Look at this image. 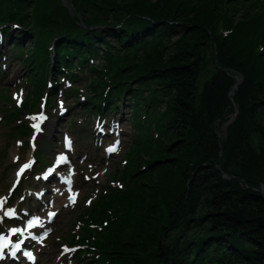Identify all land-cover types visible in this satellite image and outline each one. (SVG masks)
I'll list each match as a JSON object with an SVG mask.
<instances>
[{
    "label": "trees",
    "instance_id": "obj_1",
    "mask_svg": "<svg viewBox=\"0 0 264 264\" xmlns=\"http://www.w3.org/2000/svg\"><path fill=\"white\" fill-rule=\"evenodd\" d=\"M22 1L24 26L31 3ZM146 1L116 0L105 10L106 6L86 7L74 0L75 10L86 13L92 26L112 29L110 34L124 46L148 41L141 65L126 77L136 75L140 85L157 83L154 91L160 102L168 95L164 137L157 150L149 152L162 158L149 162L147 179L137 189L143 197L136 205L133 226L113 245L117 264H264V227L232 218L233 211L246 219L264 217V198L256 190L257 183L264 185V53L255 66L243 69L252 61L247 41L264 29V15H258L264 5L255 6L250 0ZM54 3L34 12L42 29L51 22L57 25L54 21L62 13ZM219 13L227 26L239 19L235 32L224 40L205 27ZM117 26L123 27L118 35ZM162 32H179L171 43L173 53L163 54L170 36L165 41ZM198 32L202 35L196 41L185 37ZM157 37L161 38L153 41ZM261 38L264 43V33ZM240 43L245 48L238 50ZM224 71L241 76L236 88ZM235 110L221 143L216 129ZM213 164L232 178H222ZM145 181L155 183L151 187ZM159 201L166 209H160ZM206 248L213 256L197 262L200 254L193 252Z\"/></svg>",
    "mask_w": 264,
    "mask_h": 264
},
{
    "label": "rangeland",
    "instance_id": "obj_2",
    "mask_svg": "<svg viewBox=\"0 0 264 264\" xmlns=\"http://www.w3.org/2000/svg\"><path fill=\"white\" fill-rule=\"evenodd\" d=\"M77 1L85 4L86 7L98 6L99 8H104V6H106L105 10H108L107 5L110 4L111 6H113V4L116 2V0H107L106 3L99 4L100 0ZM147 1L149 2L152 0ZM51 2H55V0H30L31 4L27 11L29 13L35 12V14H37L39 12L38 10L40 5L43 6L40 8H44L45 4H49ZM38 4L39 7H37ZM32 7H34V9H32ZM69 8L73 11V13L75 12V14L79 15L81 19L80 21L83 20V22L85 21L86 24L92 26L93 20H91L86 13H82L79 11L77 12L75 10L74 0H69ZM87 10L88 12L92 11V9ZM18 12L20 15L22 14L21 10H18ZM107 16L108 20H110V13H108ZM238 20V17H236L235 20L227 26L222 17V13H219V15H216V17L211 20L210 23H208L205 27L207 32H211L214 37L218 38L219 40H224L235 32V27L238 23ZM197 21L198 19L196 20V22ZM187 22L192 21L187 20ZM192 29L193 28H189L188 31ZM47 31V29L43 30V32ZM263 33L264 29H261L258 31V33H255L257 35L251 37V39L247 41L248 46L251 50L252 61H249V64L245 65V67L243 68L244 70H248L250 67L255 66L254 62L257 61L259 57L264 53V43L261 38ZM46 34L48 33H45L44 35ZM178 34L179 32H175L174 34L171 32H162L164 40L166 36H170L169 42H165L167 47L163 50V54L164 52H167V54L174 52V47L171 43L178 38ZM200 34L201 32L193 34L188 33V35H185V37H187V40L196 41ZM159 38L157 37L155 40L153 39V41H158ZM14 44V48H12L9 53V65L13 63V57H15L16 59H20L17 56V53L18 55L19 53L20 55H23V53L25 52L27 55H30V52H32L31 43H25V47H20L19 50L17 49V47L20 43L15 42ZM204 44L205 43L203 42L202 45ZM148 46L149 44L147 41L143 42L142 44H137L134 47L120 48L119 42L112 40L109 43L108 49L105 51V54H103L104 56H107L105 60H108L110 63L105 65L103 62V64H100V66H96L95 69H93L86 78H83L78 83H76L75 87L81 90L84 89V95H93L92 93L87 91L91 89L90 85H85V83L92 82L94 86L101 84L104 75L110 73L113 69H118L119 65L124 66L125 69H127L121 72L122 77L127 76V74L130 71L132 72L136 66L141 65L140 61L143 59L145 49ZM242 48H245L244 43H240L237 47L238 50ZM126 49L130 50V53L128 55H124V51ZM206 53V58L208 59L211 52L207 50ZM213 55V59L215 61V48L213 51ZM164 57H166V55L162 56V58ZM116 58L117 60L114 61V59ZM96 61L97 60L95 59L94 62ZM208 67L206 68V71L208 70ZM17 69H15V72L17 71ZM94 70L99 72L97 76L94 73ZM26 74L27 73H22L17 76L18 81L20 82L15 83L17 80H14L13 83H11V81L9 82L8 80H12L13 73L7 71V73L4 75L5 79L2 81V83H0V154L5 152L7 154L5 158H0V181L3 182V184L0 185V188L3 193H5L6 189L8 188L10 181L14 175V168L16 167L11 162V158L17 151L15 141L23 140L25 143H27L31 139L34 132V128L32 127L33 120L29 119L30 117H25L23 114L25 111H20V109L24 105L29 104L30 108L34 109L33 112L37 111L35 115H38L41 113V106L44 105L43 102L50 97L47 92L49 81V78L47 76L44 75L40 77L35 82V85H31L32 81L26 79ZM227 74L234 79V84H236V78L239 79L238 84L242 80L241 76L237 74H233L231 72H228ZM122 79L126 80L125 78ZM203 80L204 79L201 78L200 82H202ZM153 81L154 80H152V82ZM19 84H21L23 87L25 86L26 91L18 90ZM144 84L147 85L149 83ZM13 86H16V92L14 91V89L16 88H14ZM154 87L156 89L159 88L157 83H154ZM5 90H9L10 102H8V105L4 104L3 100H1V95L5 94ZM25 92L27 93L25 101L27 100L29 95V98L27 100L28 103H26L24 101V97L21 96V94ZM17 96H20L22 103L18 104V101L15 98ZM167 97L163 95V98H161V102L157 100L158 105L154 107L153 110L148 113V115H146L147 118L143 119L141 117V119L144 121L141 122V126L133 127L132 119L123 122V135L120 136L119 139H117L119 141L123 140L121 150L115 156H111L108 161L102 160L101 163L99 162V158L101 157L102 152L99 154H95L94 156L96 158L94 159H92V156H90L89 160H69V165L71 166L70 171H72L71 173H74V175H72V184L76 188L79 194V198L76 199L77 205H75L72 210H60L63 205L61 204V198L58 199L57 206L51 208L52 210L60 212V215L55 221L50 243L44 248L45 250H43V253L46 256L53 258L52 261H49V264H51L52 262L54 263L56 258L55 255L58 252L57 246L61 243H63V247H61L60 250H63V248L65 247H67L68 249H76L75 251H70L67 254L68 261L72 263L74 261V264H76L74 258L82 261V263L79 264L95 263V260L91 259L89 256H81L84 250L87 251V253H91L93 250H95L98 255L97 259H100V261H106L107 264H117V258L112 252L113 245L116 247L115 241L120 240L123 235L128 234V232L131 230L135 221V217L139 210L138 208L134 207L139 204L138 200H140V196L141 198L143 197V193L139 194L137 189H139V187L141 186L140 182L146 180L147 178L143 177V174H141L139 171L140 169H142V167L148 168V164L153 157L162 158V156L158 154L151 155L149 152H155L159 146V143L163 140L164 137V129L169 113L167 108ZM52 102L53 101L51 100V103ZM231 107H233L234 109V106ZM77 109L78 107H76V109H70L69 113L72 112V115L66 116L67 119L69 121H72L73 123L74 119L76 118L75 114ZM140 113H142V111H140ZM236 114L237 112L235 110L230 115H227V117L222 120V123L216 129V134L219 142L223 143V141L225 140L228 127L234 121ZM111 116L116 117V113L113 112ZM51 121L52 120H50L49 122ZM86 122L84 124L78 125L80 123V121H78L75 126L82 127L86 124ZM17 131L18 135L14 133ZM42 137L43 136H41V139ZM40 143H38L37 141V147L40 146ZM50 145L51 153L53 154L54 151H52V149L57 148L58 146L61 148V138L58 140V142L52 141ZM76 150L79 155H82V147L76 146ZM22 151H25V145L24 148H22ZM41 152L45 153V155L47 154V151L44 148L41 149ZM139 160H141V166L137 168ZM90 165L91 168L89 167ZM85 177H89V179H85ZM144 183H146L147 186L152 187L153 183L155 182L145 181ZM260 185L262 186V184ZM117 200L119 201L118 204H116ZM130 200L132 201V204L128 206ZM88 201H91V203L89 204ZM159 205L160 209H166V205L164 202H160ZM133 209H135L134 212H132ZM107 214L111 216L121 215L120 217L122 218V222L120 224L109 226V232L104 237L108 238L110 240V243L107 244L106 249L103 250L100 249L98 245V239L103 238L102 226ZM43 215L45 216V214ZM118 251L120 252V248ZM71 258H73V260H71Z\"/></svg>",
    "mask_w": 264,
    "mask_h": 264
},
{
    "label": "bare ground",
    "instance_id": "obj_3",
    "mask_svg": "<svg viewBox=\"0 0 264 264\" xmlns=\"http://www.w3.org/2000/svg\"><path fill=\"white\" fill-rule=\"evenodd\" d=\"M20 2L23 1L20 0ZM63 11H65V9H63ZM59 22L64 26V30L61 34H58L54 37L52 40V47L49 46V43L46 40L33 38L29 33L19 31L16 26L4 27V29L7 31V34L5 38H3V41L0 42V56L6 54L10 48L15 45V42L20 44L27 42L32 43L34 46V57L23 67H18L19 60L14 58V62L17 64H14L11 67V71H13L14 67L16 66L18 69L14 73V76L26 72H28V74L32 75L33 77H38L42 74H49L52 79V90L61 92L62 96L67 94L69 95L68 105L70 108L72 105L83 104L84 101L79 99L75 93L63 88L58 81L63 60L69 62L70 58H72V65L78 66L87 56V52L83 47L84 43L82 42V39H93L96 35H103L104 33L110 34V32H114H112V29L106 32V28L101 26L88 27L85 25L86 22L84 21L85 24L81 22L78 16H70L68 13H65L62 17H60L57 23ZM80 25L85 26V28L82 29ZM122 28L123 27L120 26L114 27L117 35L121 33L120 29ZM136 77V75L132 76L130 78V82L125 85H122L119 82H109L107 79H104L101 86L94 88L95 94H102V99L100 102L102 104V108L95 110V116H98L100 119L101 117L108 118L117 108L119 115L117 118L119 129L116 131V134H121L123 132V122L134 118V105L137 101L147 98L152 100L155 98V92L152 90V88H143L139 86L136 83ZM235 80L238 84L239 79L236 78ZM135 92L136 95L134 94ZM230 94L232 96V92ZM71 115L72 112L66 115L64 113L61 117H58L55 122L49 124L45 128L42 142L40 143V146L37 147L38 153L42 148L48 149V140L57 142L61 135H72L74 133H76V143L78 146L84 147V156L89 157L94 153L102 152L100 143L105 141L111 134L107 128L103 126L104 131H100V133L95 132L92 126L86 129L78 128L73 125L72 121L67 119L66 116ZM40 141L41 138L39 137L38 143ZM46 151L47 154L44 155L43 159L49 163L52 160V153L50 150ZM109 158L110 156L105 153L103 156V161H108ZM57 183L58 180L54 175H50L47 179H44L43 177L32 173L21 184L20 198L16 204L18 211H30L32 203L37 199L41 200L42 205L44 206L46 204V200L49 199L50 196V199L55 196L54 194L51 195L50 187ZM2 184L3 182L0 181V185ZM16 195L18 194L16 193L14 196ZM37 259H43L44 261L46 260L49 264V261H52L53 258L45 256L44 253H39L37 255ZM67 260L68 255H63L59 258H55L54 263H52L65 264ZM75 263H80V260L75 259Z\"/></svg>",
    "mask_w": 264,
    "mask_h": 264
},
{
    "label": "snow or ice",
    "instance_id": "obj_4",
    "mask_svg": "<svg viewBox=\"0 0 264 264\" xmlns=\"http://www.w3.org/2000/svg\"><path fill=\"white\" fill-rule=\"evenodd\" d=\"M22 95V94H21ZM19 103H22V100L20 99V96L15 97ZM61 109L62 111H64L63 109V104L61 103ZM29 119L36 121L35 123L32 124V127L36 130V132H40L42 131L41 129V124L47 120V116L43 113V105L41 106V113L35 116L30 117ZM118 127V126H117ZM98 128L100 129L101 132L104 131L103 126L98 124ZM119 140L115 141V145L111 146L109 148L106 149V152L108 154H112L118 151V146H119ZM66 146L71 149L72 146V142L70 139H68L66 137ZM32 163L34 162H29V163H25L22 165V167L19 169L18 172V176L22 173L25 172L26 169H30L32 166ZM61 163H68V159L65 156H59L56 160V164L57 166H59ZM91 168V165L89 166ZM55 171V169H49L47 171V173L44 176V179H47L48 176H50L53 172ZM72 175H74V173H70L67 177L62 178L61 182L66 184L68 187V191L70 193L69 196V202L74 204L75 203V196L77 195V193H73L72 192ZM85 179H89V177H85ZM6 203L5 199H0V213H2L3 216H7V217H14L16 215L15 209H5L4 205ZM88 203L90 204L91 201H88ZM51 216H55L56 213H50ZM0 223H2V219H0ZM39 224V220L38 219H33L32 221L29 222L28 224V228L31 229L35 226H37ZM19 232L20 235H23V231H21L20 229H16L13 228L11 229V233L12 235H16ZM45 235H47V233H45ZM21 243H23V241H21L20 243H17L14 245V251L12 252V255L15 256L16 255V251L20 250V246ZM10 241H8L4 236H0V254L3 253L4 249L9 247ZM76 249H68L67 247L63 248V253H67L69 251H75ZM24 255L29 259V260H34V256L32 255L31 252H25Z\"/></svg>",
    "mask_w": 264,
    "mask_h": 264
},
{
    "label": "water",
    "instance_id": "obj_5",
    "mask_svg": "<svg viewBox=\"0 0 264 264\" xmlns=\"http://www.w3.org/2000/svg\"><path fill=\"white\" fill-rule=\"evenodd\" d=\"M225 73H228L226 71H224ZM232 76V75H231ZM237 84V83H236ZM236 84H233L232 88H236ZM235 85V86H234ZM231 93V92H230ZM229 93V98H231V94ZM215 171L218 172L222 178H231L232 176H228V174L224 173L217 165L213 164ZM263 185L261 186L260 184L257 183V188L256 190L259 192V194L261 195V197L264 198V194H263ZM232 218L236 223H254L256 224L258 227H264V217L259 216V217H254V218H250V219H246L244 218L240 212L238 211H233L232 213Z\"/></svg>",
    "mask_w": 264,
    "mask_h": 264
}]
</instances>
